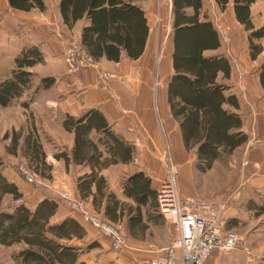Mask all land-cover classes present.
Masks as SVG:
<instances>
[{
  "label": "trees",
  "instance_id": "trees-1",
  "mask_svg": "<svg viewBox=\"0 0 264 264\" xmlns=\"http://www.w3.org/2000/svg\"><path fill=\"white\" fill-rule=\"evenodd\" d=\"M18 12L46 10L44 0H7ZM140 0H60L59 11L68 29L84 21L81 47L98 63L103 59L119 62L123 55L131 60L139 59L146 47L150 28L145 12L137 5ZM258 0H233L237 22L249 31L250 56L256 61L263 47L255 40L264 38V28L256 30L252 23L251 6ZM225 11L230 0H215ZM204 0H173V73L167 85V102L172 117L178 122L184 147L196 157L201 172L212 169L214 163L225 154H232L247 144L249 135L243 131L240 103L230 84L232 64L224 53L206 56L209 51L222 48V39L214 26ZM38 47H31L16 59L17 68L12 76L0 81V105L7 107L21 97L31 83L34 74L27 69L42 61ZM259 82L264 91V62L260 66ZM54 78L41 81L45 89L51 87ZM63 126L74 134L71 152L63 151L55 158L68 165H88L91 173L78 179V191L83 200L91 199L93 209L102 213L111 223L126 220V232L135 241L144 239L150 224L164 223L158 210V190L152 187V179L138 171L127 177L123 184L126 198L135 206L122 202L109 191L101 171L117 164L133 161L135 147L117 136L105 116L92 109L80 117L67 116ZM32 135L24 144L32 151L34 161L46 164V154L39 140L32 142ZM20 136L13 141L18 146ZM50 167V166H49ZM0 161V245L23 244L18 255L21 264H87L82 257L99 247L97 242L75 245L87 236L86 228L74 217L52 223L59 211V203L44 198L36 207L23 204L4 207L7 197L23 199L16 183L6 178ZM247 210L255 216L264 215V203L252 201ZM264 264V261L261 262Z\"/></svg>",
  "mask_w": 264,
  "mask_h": 264
},
{
  "label": "rangeland",
  "instance_id": "rangeland-1",
  "mask_svg": "<svg viewBox=\"0 0 264 264\" xmlns=\"http://www.w3.org/2000/svg\"><path fill=\"white\" fill-rule=\"evenodd\" d=\"M44 1L46 4L44 12L34 9L25 13L14 11L7 0H0V81L7 80L12 76L13 71L17 68L16 59L23 51L35 47V45L44 49L45 45L41 42L42 40H40L35 30L41 31L44 28H49L54 35L57 34L60 40H64L62 51L69 40L76 41L81 47L80 42L74 37L73 33L62 35L61 26L57 22L60 0ZM204 3V10L208 12L210 19L220 33L222 46L224 47L223 53L228 56L232 64L234 73L232 84L241 82V87H234V89L244 104L245 120L248 125L253 123L255 141L251 144L250 155H246L247 150L244 149L247 146H244V149L237 152L225 154L207 172H201L197 168L196 157L193 153L185 156L184 166L176 161L166 133V111L162 101L163 92L167 90L171 76L166 68L173 50L171 2L170 0H146L144 8L147 11L150 42L153 45V68H151L149 74V81H151L150 96L159 120V129L164 135V145L158 159L162 173L160 179L165 181L169 177L166 165V159L169 158L174 161L179 169V175L176 177V187L180 201L187 202L188 199L201 198L212 200L224 206L226 229L237 232L243 243L241 248L236 251L216 250L218 251L217 254L223 258L221 264H261L264 261V215L255 216L254 212L247 210V206L252 201L258 204L264 203V184L260 187H254L243 183H234L238 172L233 167V162L237 161L240 166H243L246 161L248 163V160L264 164V91L259 82V70L264 62V52L256 61L250 58L249 35L251 33L246 31L245 27L235 19L233 0H230L225 11L219 9L215 0H204ZM253 23L256 30L264 28V2L254 7ZM254 42L264 49V38ZM61 57L64 62L62 52ZM48 64L27 69L34 74L30 87L25 90L21 97L15 99L10 106L2 107L0 105V161L2 162V174L12 182H17L27 188L28 191L25 199L23 198L24 201L33 199L38 194L39 199L51 197L67 205L70 210L72 209L70 201L85 202L93 216L107 223L126 238L128 248L124 252H116L117 254H127L133 257L134 264H151L152 259L163 255L165 250L173 243L171 227L168 226L164 217L162 216L164 219L163 224L158 219L155 223L150 224L143 240H132L126 232V220L111 223L101 213L95 211L87 200L76 197L73 190L77 179V169H71L72 179L69 183H65L63 182L65 168L57 167V164L53 163L56 160L59 161L55 158L56 154H61L64 149H68L69 137L61 130V120L64 116L56 105L63 96L60 84L56 83L47 89L41 86V81L46 78H54L57 81L62 80L59 75L54 77L60 68H51L48 67ZM90 68L99 70L98 78L103 83L113 80L106 79L109 75H114V79L119 77L117 72L100 69L95 62ZM118 68L119 66L115 65V70ZM64 72L68 73V76H72L67 67ZM138 77V75H135L133 79L138 81ZM250 99L254 100L255 105L253 107L250 104ZM16 134L20 136L17 147L13 141ZM29 135H32V142L38 139L42 145V150L46 154V164L33 160L31 149L24 144L25 138ZM142 156L139 153L138 159L140 160ZM247 168H249V165L246 166ZM262 171H264V167ZM251 173L253 174V170L248 172L250 175ZM26 174L31 175L35 182L29 183L26 180ZM114 175L116 181L121 174L115 173ZM247 176V171H245L244 178ZM125 179L123 175L120 177L119 187ZM127 204L135 206L134 203ZM16 205L19 204L12 197H7L4 203L6 208ZM75 214H78L84 221L80 212L75 211ZM58 222L60 221H52V223ZM89 225L93 227L91 224ZM93 228L101 234L97 228ZM102 238H105V236ZM108 240L110 244L111 238H108ZM89 243L91 242H88L87 239L83 242H74L75 245L80 246H86L85 244ZM24 247L23 244L0 245V264H21L18 255ZM109 248V251L113 252L111 245ZM105 255H107V252L93 249L86 254V257L88 260H92L93 264H108L104 260Z\"/></svg>",
  "mask_w": 264,
  "mask_h": 264
},
{
  "label": "crops",
  "instance_id": "crops-1",
  "mask_svg": "<svg viewBox=\"0 0 264 264\" xmlns=\"http://www.w3.org/2000/svg\"><path fill=\"white\" fill-rule=\"evenodd\" d=\"M146 0H140L137 3L142 10L145 12V16L148 20L147 11L144 8V3ZM171 8L173 6V0H170ZM264 0H258L251 6V16L253 23L254 16V7L263 3ZM234 7V5H233ZM236 19V18H235ZM57 22L61 26L62 35H66V33H73L74 37L77 38L79 42H81L82 28L85 25L84 21L78 22L73 29H68L64 24L59 11V16L57 18ZM149 25V24H148ZM254 25V23H253ZM41 42L45 45L44 49L38 47L42 56L43 61L38 63L32 68H38L41 65L48 64V67L51 68H60L54 75L59 77L62 80H55L54 84L59 83L60 88L63 91L62 97L59 103H56L57 107H59L60 112L63 114V118L61 120V130L69 137V146L68 149H64L63 151L71 152L74 146V134L65 130L63 123L67 116L80 117L84 113L96 109L99 110L107 119L111 130L119 136L121 139L129 142L135 147V155L134 159L129 164H117L112 165L103 169L100 173L107 182L108 188L110 192H113L118 199L125 203H134L132 200L125 197L123 192V187H119L120 177L123 175L125 178L134 174L138 171H144L151 179H152V187L154 189L159 188V184L163 181L160 178L162 177L161 173V165L159 163V154L164 145V135L162 131L159 129V120L153 108V101L151 99V81H149V74L151 68H153L152 62V51L153 45L150 42V33L147 39L145 51L143 55L137 60H131L127 58L125 55L121 58L119 62L107 61L106 59L98 62V66L102 70H109L110 72H117L119 77L106 82L99 81V70L96 68H89L83 70L82 72L68 76V73H65L66 66L62 60L61 52L62 45L64 40H60L49 28H44L41 31L35 30ZM58 33V32H57ZM224 47L218 51H209L206 52V56H212L223 53ZM264 52V49H263ZM263 52L261 54H263ZM173 53V50H172ZM251 53V50H250ZM20 54V51H19ZM260 54V55H261ZM258 56V58L260 57ZM251 58V56H250ZM257 58V59H258ZM252 59V58H251ZM253 60V59H252ZM254 61V60H253ZM115 65H118L119 68L115 70ZM167 71L169 73H173V65H172V54L171 59L167 63ZM138 75L139 80H134V76ZM234 80V73L232 74V79L230 84L233 86V93H235L238 97L237 92H235L234 87H241V82L239 84H232ZM245 85V84H244ZM243 87V86H242ZM239 99V97H238ZM162 101L164 103V109L166 111V133L168 134V138L170 140L172 153L176 158V161L183 165L185 156L189 154L183 143L181 131L179 128L178 122L172 117L168 102H167V90H164L162 95ZM240 109L239 113L242 116L243 120V131L246 132L250 140L244 146H247L245 149L244 146L238 148L234 152H237L241 149L247 150L246 155H250L251 153V144L255 141V136L253 133V123L248 125L245 120L244 113V104L239 99ZM250 104L253 107L255 105L254 100L250 99ZM139 153H142V158L139 160ZM136 158L138 159V163L135 162ZM57 164V167L65 168L63 173L65 183H69L72 179L71 169H77L76 181L74 185V194L77 198L81 199V196L78 191V179L86 174L91 173V167L88 165H74L70 164L67 166L63 159L59 161L53 162ZM136 163V164H135ZM233 167L236 169V177L234 179V183L240 184L243 183L245 185L251 186H263L264 184V171L262 168L264 167L263 163H258L256 161L248 160L240 166L237 164V161L233 162ZM249 165V168L246 169V166ZM184 166V165H183ZM242 170V171H241ZM253 170V174H248ZM244 171V172H243ZM245 171H247V177L244 178ZM120 173L121 175L117 177V180L114 179V174ZM9 179V178H8ZM10 180V179H9ZM11 181V180H10ZM19 187L20 192L24 194V199L27 193V188L19 185L17 182H14ZM181 183V182H180ZM245 191V189H244ZM243 193V192H242ZM241 193V195H242ZM39 195L37 194L33 199L26 201L25 203L30 208H34L37 204L43 200L39 199ZM193 196V195H191ZM51 198V197H49ZM7 199V198H6ZM56 200V199H54ZM59 203V211L57 215L53 218L52 221H62L67 217L76 218L87 230L86 239L88 242H97L99 247L96 250H101L107 252L104 260L108 264H134L133 257L127 254H117L116 252L109 251V246L111 245V241L109 244L108 238H102L103 236L99 234L93 227L84 222L78 214L72 212L67 205ZM91 205V199L87 200ZM102 214V213H101ZM103 215V214H102ZM172 230V229H171ZM173 233V232H172ZM218 251H215L212 257L209 259L208 264H221L222 256L217 254ZM82 260L87 264H93L92 260H88L86 255L82 257Z\"/></svg>",
  "mask_w": 264,
  "mask_h": 264
},
{
  "label": "built area",
  "instance_id": "built-area-1",
  "mask_svg": "<svg viewBox=\"0 0 264 264\" xmlns=\"http://www.w3.org/2000/svg\"><path fill=\"white\" fill-rule=\"evenodd\" d=\"M62 56L70 74L76 75L93 66L91 57L76 41L66 42ZM109 75L106 79H114ZM142 154V153H141ZM138 163V159L135 160ZM169 177L158 188V209L168 226L172 229L173 243L165 253L151 260V264H208L216 250L236 251L242 246L241 236L228 230L224 224L225 208L209 199L192 198L187 202L179 200L176 177L179 169L171 159H166ZM26 180L34 183V178L26 174ZM23 204L21 198L16 201ZM73 212H80L84 221L97 228L100 233L111 238V248L124 252L127 240L107 223L93 216L85 202H72Z\"/></svg>",
  "mask_w": 264,
  "mask_h": 264
}]
</instances>
